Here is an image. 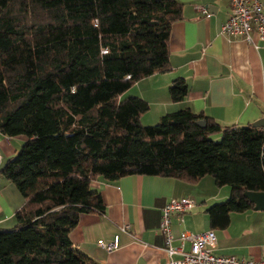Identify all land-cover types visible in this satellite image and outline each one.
<instances>
[{
  "label": "trees",
  "instance_id": "16d2710c",
  "mask_svg": "<svg viewBox=\"0 0 264 264\" xmlns=\"http://www.w3.org/2000/svg\"><path fill=\"white\" fill-rule=\"evenodd\" d=\"M181 17L177 0H0V133L24 138L0 163L23 198L14 226L0 229V264H102L69 236L81 214L104 212L98 178L209 175L230 189L205 208L212 229L252 208L243 192L264 191V128L189 108L144 125L148 102L126 95L168 69ZM186 92L181 79L168 87L174 102Z\"/></svg>",
  "mask_w": 264,
  "mask_h": 264
},
{
  "label": "crops",
  "instance_id": "0c3cea01",
  "mask_svg": "<svg viewBox=\"0 0 264 264\" xmlns=\"http://www.w3.org/2000/svg\"><path fill=\"white\" fill-rule=\"evenodd\" d=\"M177 1L182 5V17L171 25L168 69L139 79L126 95L145 99L148 111L154 112L153 121L182 108L211 117L221 125L245 126L260 121L264 118V40L255 48L241 37L220 32L230 13L229 0ZM196 5L204 7L207 14L197 11ZM174 79L187 85L186 95L176 102L168 95ZM23 139L0 133L1 164L17 152ZM213 185V178L207 176L195 182L151 175L95 179L92 187L100 192L105 210L80 215L69 234L72 246L102 264H168L159 226L162 208L171 198L189 196L195 201L182 221L177 214L171 216L172 244L178 245L182 230L200 233L212 229L205 208L219 199ZM229 190L219 189L220 197L229 195ZM22 204L15 185L0 174V229L14 226V214ZM213 230L215 254L245 259L264 256V210L232 212L225 228ZM114 239L117 246L110 252L98 245L100 240ZM188 246L186 243L185 248Z\"/></svg>",
  "mask_w": 264,
  "mask_h": 264
},
{
  "label": "built area",
  "instance_id": "2783aa9c",
  "mask_svg": "<svg viewBox=\"0 0 264 264\" xmlns=\"http://www.w3.org/2000/svg\"><path fill=\"white\" fill-rule=\"evenodd\" d=\"M230 13L220 27V32L226 36L241 37L248 44L257 48L258 42L264 40V3L261 0H229ZM197 11L207 14L202 6H194ZM2 155L0 152V163ZM195 206L193 198L186 196L171 198L162 208L160 230L164 235L165 250L169 256L168 264H264V256L258 259H245L235 255H219L213 252L216 235L213 229L200 233L186 230L180 231L178 245H173L174 236L170 227L173 214L182 215ZM188 243V248L185 244ZM98 245L110 252L116 248L117 242L98 241ZM173 255H178L174 258Z\"/></svg>",
  "mask_w": 264,
  "mask_h": 264
},
{
  "label": "water",
  "instance_id": "95a60500",
  "mask_svg": "<svg viewBox=\"0 0 264 264\" xmlns=\"http://www.w3.org/2000/svg\"><path fill=\"white\" fill-rule=\"evenodd\" d=\"M200 126H205L206 121L200 119L197 121ZM253 127H264V118L260 121L252 123ZM243 196H245L251 203L254 210H264V191H244Z\"/></svg>",
  "mask_w": 264,
  "mask_h": 264
},
{
  "label": "rangeland",
  "instance_id": "374dc122",
  "mask_svg": "<svg viewBox=\"0 0 264 264\" xmlns=\"http://www.w3.org/2000/svg\"><path fill=\"white\" fill-rule=\"evenodd\" d=\"M153 113H154L153 110L148 111V112L146 111L145 114H144V116H143V118H141L142 124H144V125H151V124L156 123L158 120L157 121H153L152 120ZM150 120H152V121H150ZM150 122H152V123H150ZM216 139H219V136H217ZM207 179H210L211 180L212 177L209 176V175H207ZM213 189H214V194H216L217 197L219 198V199H217V201H215L213 203L220 202V201L224 200L228 196L227 195L226 197H220V196H222V193L221 192H218L219 189H220V191H221V189H229V186H227V185H224V186H221V187H217V186L213 185ZM204 191L205 192H208V189L205 188ZM213 203H211V204H213Z\"/></svg>",
  "mask_w": 264,
  "mask_h": 264
}]
</instances>
